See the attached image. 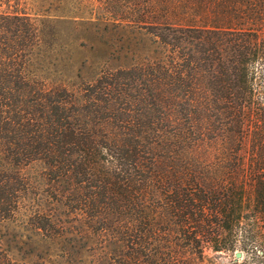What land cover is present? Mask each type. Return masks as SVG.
Masks as SVG:
<instances>
[{
  "label": "trees",
  "instance_id": "obj_1",
  "mask_svg": "<svg viewBox=\"0 0 264 264\" xmlns=\"http://www.w3.org/2000/svg\"><path fill=\"white\" fill-rule=\"evenodd\" d=\"M22 5L0 0L4 153L94 181L91 205L120 209L123 264H213L206 248L264 264V0H154L164 53L104 113L29 75Z\"/></svg>",
  "mask_w": 264,
  "mask_h": 264
},
{
  "label": "rangeland",
  "instance_id": "obj_2",
  "mask_svg": "<svg viewBox=\"0 0 264 264\" xmlns=\"http://www.w3.org/2000/svg\"><path fill=\"white\" fill-rule=\"evenodd\" d=\"M153 1L22 0L37 28L29 75L66 87L89 112H106L109 94L141 96L139 65L164 53L167 35L148 22ZM91 183L57 176L41 161L18 166L0 146V264H123L120 209L91 205L100 190ZM205 255L233 264L231 253Z\"/></svg>",
  "mask_w": 264,
  "mask_h": 264
},
{
  "label": "water",
  "instance_id": "obj_3",
  "mask_svg": "<svg viewBox=\"0 0 264 264\" xmlns=\"http://www.w3.org/2000/svg\"><path fill=\"white\" fill-rule=\"evenodd\" d=\"M236 254H237L238 257L242 256V252L241 251H238Z\"/></svg>",
  "mask_w": 264,
  "mask_h": 264
}]
</instances>
